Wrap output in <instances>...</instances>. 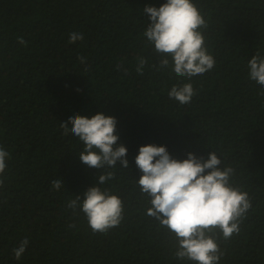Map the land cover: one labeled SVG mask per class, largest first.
<instances>
[{
  "label": "trees",
  "instance_id": "trees-1",
  "mask_svg": "<svg viewBox=\"0 0 264 264\" xmlns=\"http://www.w3.org/2000/svg\"><path fill=\"white\" fill-rule=\"evenodd\" d=\"M165 2L0 0V147L10 153L0 177V264H196L175 258L174 234L146 214L150 197L136 183L135 157L148 144L178 160L214 151L234 168L233 185L248 193L251 208L231 239L217 229L219 264H264V89L248 75L252 56H264V0H193L216 63L190 81L171 64L153 66L161 57L144 36L143 8ZM72 32L84 39L69 43ZM189 82L197 90L189 104L169 98L173 85ZM99 112L117 119L127 169L83 165L84 144L60 126ZM108 171L114 178L98 186L121 198L123 220L93 233L68 202ZM59 177L64 187L55 190ZM25 238L16 260L13 249Z\"/></svg>",
  "mask_w": 264,
  "mask_h": 264
},
{
  "label": "clouds",
  "instance_id": "clouds-1",
  "mask_svg": "<svg viewBox=\"0 0 264 264\" xmlns=\"http://www.w3.org/2000/svg\"><path fill=\"white\" fill-rule=\"evenodd\" d=\"M148 23L144 36L153 45L154 53L161 59L154 63L157 70L168 68L177 76L191 80L215 67V59L205 44L202 29L207 28L193 0H166L159 7L146 5ZM84 39L83 34L72 32L69 43ZM18 42L24 44L22 37ZM81 63H83V58ZM147 59L138 58L136 71L143 75ZM120 67L119 65L117 66ZM249 79L264 89V56L259 52L248 61ZM181 105L189 104L197 95L192 83L173 85L168 93ZM117 119L99 112L91 117L74 114L67 122H60L65 135L69 131L84 144L78 156L81 163L97 170L129 167L127 148L118 144ZM71 125V128H69ZM10 153L0 147V177L7 167ZM135 164L142 175L136 183L142 194L150 197L151 207L147 215L159 221L174 234L175 258L196 264H219L224 252L219 247L218 233L224 240L239 234L240 224L251 208L247 192L233 185L235 170L222 166L216 152L210 151L207 158L187 153V158L178 160L164 145L140 146ZM111 171L98 175L97 184L87 188L81 195L68 202V208L79 209L85 214L93 233H106L123 220V202L117 195L98 185L113 179ZM0 178V185H3ZM64 187L62 178L51 182V187ZM29 244L27 238L13 249L16 260H20Z\"/></svg>",
  "mask_w": 264,
  "mask_h": 264
}]
</instances>
